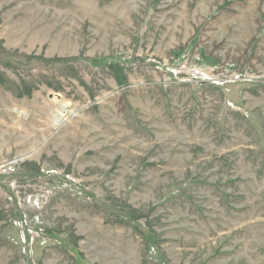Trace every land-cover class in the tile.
<instances>
[{
    "label": "rangeland",
    "instance_id": "obj_1",
    "mask_svg": "<svg viewBox=\"0 0 264 264\" xmlns=\"http://www.w3.org/2000/svg\"><path fill=\"white\" fill-rule=\"evenodd\" d=\"M0 264H264V0H0Z\"/></svg>",
    "mask_w": 264,
    "mask_h": 264
},
{
    "label": "bare ground",
    "instance_id": "obj_2",
    "mask_svg": "<svg viewBox=\"0 0 264 264\" xmlns=\"http://www.w3.org/2000/svg\"><path fill=\"white\" fill-rule=\"evenodd\" d=\"M65 112V111H64Z\"/></svg>",
    "mask_w": 264,
    "mask_h": 264
}]
</instances>
